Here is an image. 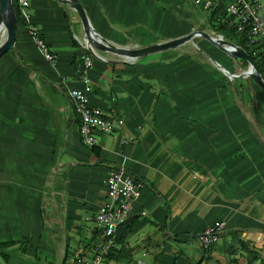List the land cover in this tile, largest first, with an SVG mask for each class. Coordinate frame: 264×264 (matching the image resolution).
Wrapping results in <instances>:
<instances>
[{"label":"crops","instance_id":"obj_1","mask_svg":"<svg viewBox=\"0 0 264 264\" xmlns=\"http://www.w3.org/2000/svg\"><path fill=\"white\" fill-rule=\"evenodd\" d=\"M161 1L166 10L156 0H78L92 30L114 45L143 47L194 29L211 35L206 18L189 20L181 0ZM257 1L264 19V0ZM73 12L58 0H29L27 19L15 15L13 48L0 56V222L13 209L0 242L16 241L0 249L6 263L60 264L65 249L90 259L104 240L94 221H82L103 203L109 170L122 167L144 184L129 218L137 236L119 243L117 261L142 250L139 264H192L172 246L182 239L197 249L194 264H263L264 92L242 61L202 36L133 59L90 52ZM28 25L52 62L38 53ZM66 88L122 120L113 133L95 132L96 154L80 141ZM25 211L28 222L19 225ZM217 220L227 229L200 247L194 235Z\"/></svg>","mask_w":264,"mask_h":264},{"label":"built area","instance_id":"obj_2","mask_svg":"<svg viewBox=\"0 0 264 264\" xmlns=\"http://www.w3.org/2000/svg\"><path fill=\"white\" fill-rule=\"evenodd\" d=\"M202 9H209L215 4V0H192ZM15 15L27 19V7L29 0H11ZM259 3L257 0H229L225 11L231 16V25L235 32L243 34L248 43L259 45L257 53L264 58V19L259 15ZM26 32L40 56L47 62H52L54 56L41 37L39 30L34 25H28ZM262 44V45H261ZM86 47V44H85ZM90 57L83 60V69L89 67ZM65 97L72 110L78 117V131L80 141L84 146L91 147L96 143L95 132L106 134L113 133L122 124V120L103 117L100 110L91 106L87 95L74 88L65 89ZM140 179H135L122 167H113L105 178V198L98 207L94 223L103 236V243L93 250L92 257H72L66 259L64 264H101L104 255L115 243V235L120 224L130 218L134 201L140 194L143 186ZM227 229L226 222L217 220L206 224L194 235V241L202 248L214 243L218 235Z\"/></svg>","mask_w":264,"mask_h":264},{"label":"water","instance_id":"obj_3","mask_svg":"<svg viewBox=\"0 0 264 264\" xmlns=\"http://www.w3.org/2000/svg\"><path fill=\"white\" fill-rule=\"evenodd\" d=\"M61 3H65L70 6L77 14L80 23L82 25L83 34L85 36L86 48L93 52V50L108 51L118 56L133 59L139 56L150 54L156 51H160L166 48H172L178 46L185 41L192 39L195 36H202L204 39L221 49L224 53L231 57H241L246 61V69L243 73L249 76L252 81L264 92V79L257 71L256 66L253 64L248 54L240 47L232 42L223 40L220 35L212 36L203 30H191L187 34L156 43L153 45L143 47H125L114 45L99 37L95 31L92 30L87 20L85 12L78 2V0H58ZM3 30L4 36L0 42V56L6 51L13 48L14 36H15V13L11 3V0H0V31ZM226 76L233 77L234 74L224 72ZM0 264H3L0 260Z\"/></svg>","mask_w":264,"mask_h":264},{"label":"trees","instance_id":"obj_4","mask_svg":"<svg viewBox=\"0 0 264 264\" xmlns=\"http://www.w3.org/2000/svg\"><path fill=\"white\" fill-rule=\"evenodd\" d=\"M228 1L229 0H215V4L211 8L209 9L201 8L202 10L206 11V16H205L206 28L210 30L212 33H216L220 35L224 40L234 43L235 45L240 47L243 51H245L248 54L251 61L253 62V64L256 66L257 71L262 75L264 79V58L261 56L260 53H257L259 45L257 44L252 45L248 43L246 37L243 34H239L235 32V29L232 27L231 22H230L232 18L231 16L227 15L225 11V7ZM235 58H239L242 61V65L244 67L246 66V61L244 59H242L241 57H235ZM90 149L93 153L96 154L95 147L91 146ZM135 179H138V177ZM130 221L131 220L127 219L126 221H124L122 224L119 225L116 231V235H115V242L120 243L121 241H123L124 236H127L134 229H137L139 227L138 225L132 226L131 225L132 222ZM94 232H100V230L94 229ZM93 236H94V233L92 232L90 237H93ZM15 243L16 241H13V240L0 242V249L14 245ZM19 244H20L19 246L20 250L21 252H23L24 247L22 243H19ZM111 248L108 250L107 254L104 255L103 257V262L105 264L107 260L109 259H113L117 261L118 257H120L121 247L115 250L114 252H110ZM244 250L248 252V250L245 247H244ZM75 256L82 257L80 256V254H77ZM72 257L73 256H71L70 253L65 249V252L62 256L60 264H64L66 259L72 258ZM7 258L8 256L0 251L1 262L6 263ZM262 263L264 264V262Z\"/></svg>","mask_w":264,"mask_h":264},{"label":"rangeland","instance_id":"obj_5","mask_svg":"<svg viewBox=\"0 0 264 264\" xmlns=\"http://www.w3.org/2000/svg\"><path fill=\"white\" fill-rule=\"evenodd\" d=\"M157 3L160 5V7L164 8L165 10L168 8V3L167 2H162L161 0H156ZM177 1V0H175ZM182 3H183V6L187 8V10L191 11L193 13V16L190 17L189 20H196L197 17L201 16V17H204L206 16V11L202 10L201 7L197 4H195L192 0H181ZM74 13V12H73ZM260 15V13H259ZM206 25V22L204 23ZM206 27V26H205ZM212 36H216L217 34H214V33H211ZM3 36H4V32L3 30L0 31V42L2 41L3 39ZM223 39V38H222ZM224 40V39H223ZM98 52V50H95ZM100 51V50H99ZM97 52H95L97 54ZM98 55V54H97ZM93 56H95L93 54ZM115 58H120V57H115ZM246 69V66L243 67L241 70L245 71ZM249 77V76H247ZM235 79V78H234ZM243 88V87H242ZM262 91V90H261ZM46 189V188H45ZM47 191V190H45ZM44 195V194H43ZM57 202H59V200H56ZM56 204V203H55ZM7 206L9 208H13V198L10 199L8 202H7ZM23 206V205H22ZM44 208H47L46 205H43V211H44ZM94 213H96V211H94ZM93 213V214H94ZM4 215L7 217L8 216V221H2L0 222L1 225H8L9 227H13V209H10L6 212H4ZM95 216V214H94ZM94 216H93V219H88V220H84L82 221L83 223H85L86 225L92 227L93 225V220H94ZM22 217L26 220V223L28 222V220L26 219L28 217V214H26V211L21 215L19 216V220H18V224L20 225L22 223ZM83 217V215H82ZM4 220H6V218H3ZM30 219L32 220L33 217L31 216ZM0 229H5V228H2L0 227ZM56 232H58V230H56ZM137 232L138 231H132L131 233L128 234V236H124V240H126L125 242H130L132 241L134 238H136L137 236ZM30 234V233H28ZM139 236H141V234H139ZM80 241L84 240L83 239V236L79 238ZM89 240V238H88ZM146 242V241H145ZM158 244L159 241L157 242ZM147 244V243H146ZM175 249V252H179V254L183 257H187L188 258V261L189 259L191 260L192 264H194L196 261H198V254H197V249L195 248L194 245H190L187 243V241H183L182 239L181 240H178V242L175 244V245H172ZM121 247V245L117 242H115L110 250V252H114L115 250L119 249ZM195 252L197 254V258L194 257L195 256ZM142 253V250H138V251H135V252H132L131 255L129 256V259L127 261H116V260H113V259H109L107 260L106 264H139L137 263L138 260H144L145 258L141 255ZM13 254V253H12ZM178 254V255H179ZM173 259H176V256L175 255H172ZM24 261H26L24 259ZM146 263L145 261L143 262V264ZM3 264H7V263H3ZM25 264H29L28 262L25 263ZM39 264H46L44 262H40ZM101 264H104L103 260L101 261ZM189 264V263H188Z\"/></svg>","mask_w":264,"mask_h":264},{"label":"bare ground","instance_id":"obj_6","mask_svg":"<svg viewBox=\"0 0 264 264\" xmlns=\"http://www.w3.org/2000/svg\"><path fill=\"white\" fill-rule=\"evenodd\" d=\"M86 40V39H85Z\"/></svg>","mask_w":264,"mask_h":264}]
</instances>
